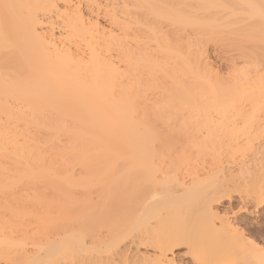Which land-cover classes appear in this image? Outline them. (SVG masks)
<instances>
[{
	"label": "bare ground",
	"instance_id": "1",
	"mask_svg": "<svg viewBox=\"0 0 264 264\" xmlns=\"http://www.w3.org/2000/svg\"><path fill=\"white\" fill-rule=\"evenodd\" d=\"M254 129L264 0H0V264H264Z\"/></svg>",
	"mask_w": 264,
	"mask_h": 264
},
{
	"label": "rangeland",
	"instance_id": "2",
	"mask_svg": "<svg viewBox=\"0 0 264 264\" xmlns=\"http://www.w3.org/2000/svg\"><path fill=\"white\" fill-rule=\"evenodd\" d=\"M216 51H214V54L212 53V51H211V53L210 52H208V57H209V61L214 65L215 64V66L214 67H216V69H217V71H219L220 73L222 72V73H224V71H225V65H226V63H222V62H224V61H220V60H222V57H221V54H219V52L217 53V54H219V55H216V53H215ZM214 55H215V57H216V59H215V57H214ZM218 56H219V58H218ZM221 57V58H220ZM224 64V65H223ZM223 66V67H222ZM223 68V69H222ZM255 131V134H256V129H254ZM257 130H259V128L257 129ZM262 130V129H261ZM260 130V131H261ZM253 131V130H252ZM251 131V132H252ZM260 131H258L259 133H261ZM244 132V131H243ZM228 133V132H227ZM231 132H229V134H230ZM241 133V132H240ZM253 133V132H252ZM258 133V135L257 136H255V138H257L258 136H260V134ZM263 133H264V131H263ZM263 133H262V135H263ZM228 136V135H227ZM226 136V137H227ZM253 135H252V137H254ZM244 137V136H243ZM261 137V136H260ZM263 137V139H264V136H262ZM246 139H250V137L249 138H247V137H245ZM245 138H243V140L245 139ZM262 139V138H261ZM261 139L259 140L258 138L257 139H255V140H253L252 138H251V140H248V141H250V142H253V143H249V144H247V143H245V146L243 145L244 144V142H243V144H242V146H239L240 148H242L243 149V147H244V149H243V151H242V149H240L239 148V150L242 152V154H241V152L239 153V152H237V154L235 153V152H232L233 151V149H235V148H237V147H232L233 149H231V153H229V152H227V151H229L228 149H227V151H225V148H224V146L222 147L223 148V150L222 151H224V152H221V156L222 157H220V158H222L221 160H222V164H224L225 166H227L228 168L229 167H231V169L232 168H236V170H237V165L236 164H238L239 165V161L241 162V161H243L244 163L246 162V160L248 159V162H250L252 159H253V161H254V159L256 158V157H258V156H260L261 157V159L262 160H260L259 162L260 163H262L261 165L262 166H264V157H263V155L262 154H264V151H263V153L262 154H260L259 153V151L260 152H262L260 149H259V151L258 150H256L254 147H257L258 145L257 144H259V143H257V142H261ZM263 139H262V141H263ZM257 140V141H256ZM224 141H226V142H228L226 139H224ZM225 143V142H224ZM257 143V144H256ZM247 144V145H246ZM255 145V146H254ZM250 146V147H249ZM226 147V146H225ZM245 147H247V148H245ZM221 148V149H222ZM248 148H252V149H248ZM262 149V148H261ZM246 150H248V152H246ZM250 150H252V151H250ZM255 150L257 151V153H259V154H257L256 152H255ZM263 150V149H262ZM238 151V150H237ZM245 151V152H244ZM225 152H227V153H229V154H225L224 155V153ZM243 152L245 153V154H243ZM254 152H255V154H257L258 156H256L255 154H254ZM235 153V154H234ZM239 153V154H238ZM252 154H254V155H252ZM243 155V156H242ZM245 155H247V156H245ZM262 155V156H261ZM245 156V157H244ZM252 156V158H251V160H250V157ZM243 157V158H242ZM254 157V158H253ZM219 158V159H220ZM223 159H224V161H223ZM259 159V158H258ZM221 160H219V161H221ZM250 160V161H249ZM248 162L247 163H245V165L246 166H243V167H241V170H242V172H244L246 175H247V173H249V170H250V168L248 169L247 168V164H248ZM231 163V164H230ZM236 163V164H235ZM231 166H230V165ZM237 167H236V166ZM240 165H244L243 163H241ZM235 166V167H234ZM252 166V165H251ZM250 166V163H249V166L248 167H251ZM240 167V166H239ZM239 167H238V169H239ZM246 167V168H245ZM254 167V166H253ZM230 169V168H229ZM230 169V170H231ZM233 169V170H234ZM248 169V170H247ZM252 169H254V168H252ZM250 170V171H252V172H250L249 174H250V177H251V174L252 175H255V174H253V172L254 171H256L257 169H254V171L253 170ZM264 168H262V170H263ZM244 170V171H243ZM239 170H237L236 171V173L238 172ZM259 171V170H258ZM264 171V170H263ZM232 172H235V170L234 171H232ZM242 172H238L237 173V175L239 174V176L240 175H242V177L244 178V180L246 181V183H247V180H250V177H249V175L248 176H246V175H244V173H242ZM258 174H259V177H260V179L259 180H261L262 181V179H263V183H264V173L263 172H261V171H259V172H257ZM256 173V174H257ZM235 174V173H234ZM258 174H257V176H258ZM260 174H262V175H260ZM236 176V175H235ZM247 178H246V177ZM256 176V175H255ZM256 176V177H257ZM254 177V176H253ZM237 178V177H236ZM241 178V176L239 177V179ZM242 178V179H243ZM247 180H246V179ZM238 179V178H237ZM241 179V180H242ZM252 179V178H251ZM243 181V180H242ZM260 181V182H261ZM261 182V183H262ZM261 183H258V185H252L251 183H250V185H249V183H248V185L250 186V188L252 189H247L248 187H246V185H245V183H243L244 184V187L242 188L241 186H238V188H236L237 190H235L234 191V189L231 191L232 193H230L229 195H231L232 197H231V201H227L226 199H224L223 198V200L221 199V200H219V208L221 209V210H226V208H227V211L229 210H233L232 212H234V213H237V216H235V215H233L232 214V216H230L231 218H233V216H235V220L234 219H232L234 222H235V227H238V228H236V229H238V232L239 233H242V235H243V237L245 238L246 237V239L248 240V239H250L249 241H251V242H254V244L255 245H257V247L259 246V248L260 249H262L263 251H264V204H261L258 208L256 207L255 208V204H253V202H251L250 203V201L249 202H247V203H249V204H247V203H245L244 205L243 204H239V200H238V196L240 195H238V193L239 192H243V193H245V191L246 190H249L248 192H250V191H252L253 192V190H254V192H255V189H256V191H258V189H259V187H261L262 186V184ZM242 184V185H243ZM241 185V184H240ZM247 185V186H248ZM258 186V187H252V186ZM240 187V188H239ZM246 187V188H245ZM242 188V190H239V189H241ZM255 188V189H254ZM258 188V189H257ZM244 189V190H243ZM261 189V188H260ZM239 190V192H237L236 193V191H238ZM261 190H263V188L261 189ZM234 191V192H233ZM241 192V194H243ZM248 192H247V194H248ZM252 192H250V193H252ZM246 194V193H245ZM238 195V196H237ZM251 195V194H250ZM263 197H264V195H263ZM262 197V199L264 200V198ZM221 201V202H220ZM232 202V203H231ZM228 203H230L229 205H228ZM241 203V202H240ZM255 203V202H254ZM263 203H264V201H263ZM247 204V205H246ZM251 204H253V205H251ZM241 205H243V206H241ZM246 205V206H245ZM231 206V207H230ZM239 206H241V207H245V209L247 210L246 212H237V211H235L236 209H239L238 207ZM254 206V207H253ZM225 207V208H224ZM223 208V209H222ZM231 211L230 212H228L227 213V215H231L230 213H231ZM248 212V213H247ZM238 213H240V214H238ZM245 213H247V214H245ZM236 217H237V219H236Z\"/></svg>",
	"mask_w": 264,
	"mask_h": 264
}]
</instances>
